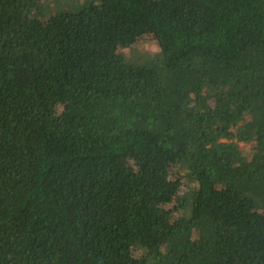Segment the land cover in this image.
I'll return each mask as SVG.
<instances>
[{
    "label": "trees",
    "instance_id": "trees-1",
    "mask_svg": "<svg viewBox=\"0 0 264 264\" xmlns=\"http://www.w3.org/2000/svg\"><path fill=\"white\" fill-rule=\"evenodd\" d=\"M0 264H264V0H0Z\"/></svg>",
    "mask_w": 264,
    "mask_h": 264
},
{
    "label": "rangeland",
    "instance_id": "rangeland-1",
    "mask_svg": "<svg viewBox=\"0 0 264 264\" xmlns=\"http://www.w3.org/2000/svg\"><path fill=\"white\" fill-rule=\"evenodd\" d=\"M159 51L160 49L155 37L148 35L139 39L131 48L124 49L123 53L127 57H131L132 54L155 55Z\"/></svg>",
    "mask_w": 264,
    "mask_h": 264
}]
</instances>
